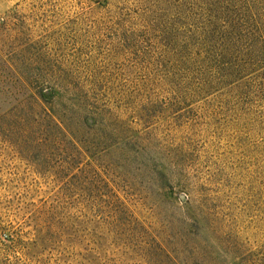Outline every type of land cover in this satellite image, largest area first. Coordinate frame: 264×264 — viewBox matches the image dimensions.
<instances>
[{
    "label": "rangeland",
    "instance_id": "obj_1",
    "mask_svg": "<svg viewBox=\"0 0 264 264\" xmlns=\"http://www.w3.org/2000/svg\"><path fill=\"white\" fill-rule=\"evenodd\" d=\"M248 2L0 0V264H264V71L205 49Z\"/></svg>",
    "mask_w": 264,
    "mask_h": 264
},
{
    "label": "trees",
    "instance_id": "obj_2",
    "mask_svg": "<svg viewBox=\"0 0 264 264\" xmlns=\"http://www.w3.org/2000/svg\"><path fill=\"white\" fill-rule=\"evenodd\" d=\"M228 16L214 17L216 23L209 44L205 46L208 57L216 53L220 59L232 58L235 55L247 57V64L243 71L257 73L264 71V0H249L247 6L233 9ZM230 41L229 45L225 41ZM222 40V48H216L217 41ZM235 52V53H234ZM235 70V68H233ZM237 72V71H236ZM234 76L235 74L232 73ZM231 75V76H232ZM46 94L43 90L37 93L41 103L50 104V114L44 108L53 126L66 133L69 125L57 119L54 115L53 104L56 98L62 96L58 89H52Z\"/></svg>",
    "mask_w": 264,
    "mask_h": 264
}]
</instances>
